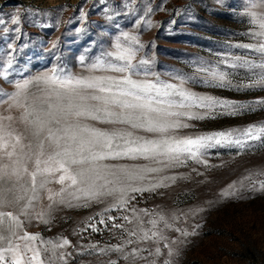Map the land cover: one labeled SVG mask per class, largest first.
I'll return each mask as SVG.
<instances>
[{"label": "rangeland", "instance_id": "obj_1", "mask_svg": "<svg viewBox=\"0 0 264 264\" xmlns=\"http://www.w3.org/2000/svg\"><path fill=\"white\" fill-rule=\"evenodd\" d=\"M253 3L251 10L264 19V0H0V118L12 117L0 123L21 137L11 158L0 152V167L19 172L0 181V213L11 212L19 220L4 217L0 249L18 246L24 264L34 254L29 248L39 251L43 264H264V132L259 131L264 128V83H259L264 53L256 50L264 37L254 35L261 29L246 14ZM128 48L134 51L133 67L114 71L110 65L124 66L117 54ZM54 71L62 79L105 85L109 78L129 75L173 85L161 98L183 102L184 107L168 111L185 115L163 119L182 126L150 132L146 122L133 127L141 123L134 116L132 123L105 122L133 110L74 98V103L120 113L81 117V125L160 147L72 165L73 171L94 169L87 172L91 179L76 185L60 184V173H53L37 175L33 187L28 173L35 170L40 142L42 161L54 148L44 139L46 130L33 135L30 121L36 114L43 117L48 104L60 103L54 88L65 92L36 78ZM25 80L32 83L18 89ZM17 92L18 103L7 99ZM33 110L25 122L24 113ZM249 128L260 138L246 135ZM219 133L230 135L221 139ZM209 136L213 139L205 140V147L191 151L169 153L163 144L174 147L185 138ZM25 235L37 239H21ZM3 254L12 264L14 253Z\"/></svg>", "mask_w": 264, "mask_h": 264}, {"label": "snow or ice", "instance_id": "obj_2", "mask_svg": "<svg viewBox=\"0 0 264 264\" xmlns=\"http://www.w3.org/2000/svg\"><path fill=\"white\" fill-rule=\"evenodd\" d=\"M256 7V4H252L247 15L251 17L253 23H258L261 29L260 32L254 33V35L264 37V19H260L257 13L251 9ZM125 38L127 34H125ZM243 47H253L252 45H242ZM117 48H121L120 44H117ZM257 51L264 53V44H260ZM118 58L125 61V65L117 67L115 65H110L114 71L117 72H128L129 69L133 67L131 64L134 58V51L131 48L123 50L122 53H118ZM141 63H147V61H141ZM10 66V65H9ZM98 65H93L97 67ZM251 67V65H249ZM259 67L264 68V64L259 65ZM220 80L224 79L223 74L219 76ZM36 82H43L46 85H55L59 89H64L65 92L61 93L53 91L56 93L57 100L60 103L48 104L47 110L43 111V117L39 114L35 115V119L30 122L34 126L35 131L33 135L39 137L41 133L47 132L45 140L49 142V145L54 148L53 154H50L46 160H41L39 157L44 155V140L39 144L40 153L35 160V170L28 173L27 167L23 169L25 173H28L31 177V182L33 187L36 184L37 175L43 174H53L60 173L58 177V182L64 184L65 181H69L70 185H76L82 181L91 179L87 175V172L94 171V169L73 171L72 165H83L86 162H97L105 159H116L122 156H128L129 154H147L150 152H155L160 145L155 141H144L143 143H137L131 139H125L122 134H109L101 130L90 128L79 123V118L88 117L91 119H101L100 113L103 112L106 117L120 116V113H115L110 111L108 107L97 108L94 105H88L86 103H74V98H79L80 101L84 102L88 99L94 101H103L105 106L112 105L119 107L121 109L133 110L123 119L118 120H106L105 122H120V123H132L133 116L135 120L141 121V123H132L133 127H143L146 122L148 127L147 130L150 132H166L169 127H181L179 122L175 124H168L164 121V117L167 116H181L185 113L171 112L168 109L173 107H184L183 102L176 104L171 100H165L161 97H168L170 93L167 89H171L173 85H162L158 86L156 83L150 81H137L133 80L131 76H125L119 80L109 78L107 85L104 84L102 80L89 81L81 78L66 77L61 78L60 75L56 74L55 71L51 75H43L36 78ZM32 81L25 80L23 83H17L16 87L18 89H26ZM259 83H264V77L261 78ZM81 89L89 90L95 89L101 93H111V96H100V95H82ZM115 89V91H113ZM7 95V94H5ZM20 92L14 93L8 96V100H13L18 103L17 98ZM181 96H186L185 93H179ZM191 99L192 97H187ZM67 99L68 103L64 104L63 101ZM202 101L212 98H200ZM4 102H7L6 100ZM167 105V108L158 107L156 105ZM15 106V105H14ZM23 107V105H20ZM201 106H204L203 104ZM211 106L210 104L208 105ZM35 110L26 111L23 115V120L29 122V117L34 115ZM70 118H75V123L70 121ZM11 120L12 117L0 118ZM186 127L187 125H183ZM260 132H264V128L259 129ZM246 135H250L253 139H259L260 137L255 135L252 128H249L245 132ZM221 139L225 138V133L217 134ZM131 136V133L128 134ZM14 139L15 143L9 144V139ZM213 137H200L196 139L185 138L180 141L175 142V146L169 145L167 141H163L166 146L167 152H181V151H191L192 147L200 148L205 147V140H211ZM117 140H122L124 146L117 143ZM20 136H12L11 132H6L2 123H0V152L11 158L15 155L16 146L20 144ZM217 143L220 140L216 141ZM239 143V141H237ZM9 146H11L12 151H8ZM183 146V147H181ZM132 158H135L133 156ZM147 158V156H145ZM41 164L45 166L41 168ZM155 169H153L154 171ZM19 172L17 169H12L11 173L8 171V165L0 167V181L10 178V176H18ZM43 187V184H41ZM264 187V184L261 185ZM11 191V189H9ZM63 191V190H62ZM133 191H139V189H133ZM17 199H21L18 197ZM49 199H52L49 196ZM4 217H9L13 222L19 223L18 217L13 216L11 212L0 213V227L3 226ZM13 225L8 226V230L12 231ZM14 235V232H13ZM5 239L4 236L0 235V240ZM21 239L28 241H35L37 236L35 235H25ZM67 244L68 241L63 242ZM62 247L63 245H59ZM29 251H33L34 254L31 257V261H37V264H43L39 260V251L33 250L31 248ZM13 252L12 264H24L23 255L18 252V246L16 249L8 247L5 249H0V264H7L4 252Z\"/></svg>", "mask_w": 264, "mask_h": 264}]
</instances>
